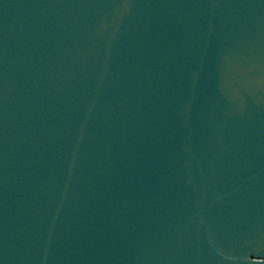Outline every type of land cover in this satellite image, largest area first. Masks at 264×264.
<instances>
[{"label": "water", "instance_id": "water-1", "mask_svg": "<svg viewBox=\"0 0 264 264\" xmlns=\"http://www.w3.org/2000/svg\"><path fill=\"white\" fill-rule=\"evenodd\" d=\"M0 264H264V0H0Z\"/></svg>", "mask_w": 264, "mask_h": 264}]
</instances>
